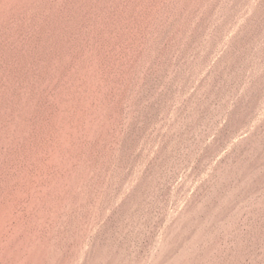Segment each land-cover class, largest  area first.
I'll return each instance as SVG.
<instances>
[{"label":"rangeland","instance_id":"1","mask_svg":"<svg viewBox=\"0 0 264 264\" xmlns=\"http://www.w3.org/2000/svg\"><path fill=\"white\" fill-rule=\"evenodd\" d=\"M46 1L0 34V184L25 176L43 264H132L165 236L170 256L201 225L198 264H264V0ZM60 137L74 156L49 163ZM189 207L198 223L177 229Z\"/></svg>","mask_w":264,"mask_h":264},{"label":"bare ground","instance_id":"2","mask_svg":"<svg viewBox=\"0 0 264 264\" xmlns=\"http://www.w3.org/2000/svg\"><path fill=\"white\" fill-rule=\"evenodd\" d=\"M39 1L40 0H0V34L1 31L4 30L5 26L14 22L15 18H17L16 13L18 14V11L24 12L27 7H30L33 4H38ZM58 1L59 0H47L46 4L50 8L57 5L59 3ZM69 4L70 3H67L66 6L69 7ZM41 10L44 11L43 7ZM45 10H48V8H45ZM48 24L49 21H46L43 25V37L47 40V42L49 41L48 39H51L52 35L51 28L48 27ZM22 30L23 28L19 29L16 33V40H23L24 32ZM30 36V40L32 42L29 46L26 45L24 47L28 49V51L25 52L24 61L28 63H32L36 59L35 51L29 53V51L34 50L33 45L35 44V34L30 32ZM50 48L51 45L48 42L47 49ZM255 113L259 114V119H264V96L262 100L257 103ZM91 114L88 116V139H91L93 131V115ZM227 118L229 119V117ZM254 134V130L251 129L247 135L237 139L230 150L222 155L223 158L227 159V161H232L238 151L253 148L257 143H259L257 138H254ZM60 139L62 143L60 147L52 153L53 159L50 160L49 163L56 162L60 154L70 157L74 156V151L67 152L64 150L66 144L61 137ZM88 150L89 149L87 148V152ZM89 171L87 170V172ZM72 175L74 176V174ZM24 177L17 179L10 186H6L3 183L0 184V264H43V261L47 256L48 246L45 243L49 242L48 238L51 237L50 232L47 233V231H37L31 227L26 203L25 201H20V197H17L16 195L17 190L21 189L22 179H24ZM25 192L26 194L24 195L27 196L29 191L26 190ZM23 200L25 199L23 198ZM52 201L53 200L51 199V202ZM57 201L61 207V205L66 203L67 200L60 195L58 196ZM203 203L200 204V207H202ZM192 208L189 207L184 209L180 215L176 217L177 219L175 225L177 229L182 228V221H185L186 219L189 220L188 223L190 225H196L199 217L193 215V212L196 211ZM204 228V225L197 226L195 228L196 232L191 239L188 242H185L179 251L170 256L166 253L169 250L171 240L166 236L162 238L160 237L159 242L154 244L152 251L150 252H148L146 248L139 247L136 249L135 253L137 258L132 264H198L201 260H203V258L199 257V254L197 255V253L194 254L193 250L196 249V239L201 236ZM40 244L43 246H40ZM101 255L104 262L107 261L105 264H131L128 262V258L119 250L111 249ZM95 258L96 256L92 257L89 263L93 264ZM216 264L225 263L216 262Z\"/></svg>","mask_w":264,"mask_h":264}]
</instances>
